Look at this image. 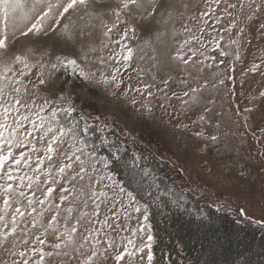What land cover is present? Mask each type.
Instances as JSON below:
<instances>
[{
	"label": "snow or ice",
	"instance_id": "1",
	"mask_svg": "<svg viewBox=\"0 0 264 264\" xmlns=\"http://www.w3.org/2000/svg\"><path fill=\"white\" fill-rule=\"evenodd\" d=\"M181 7L184 11L177 12L181 19L194 9L192 26L181 25L186 38L178 42L170 59L197 72L223 68L211 81L189 71L194 86L182 79L187 90L179 96L172 92L171 97L180 100L185 112L199 106L193 124L212 125L216 98L204 94L227 88L229 81V92L235 95V62L241 59L243 35L258 31L264 39V0H197L195 4L189 0ZM174 9V0H0V264H52L53 259L56 264H157L151 220L152 204L158 198L149 189H159V184L154 179L145 186L149 173L135 157L125 159L118 150L101 156L90 147L84 136L87 123L80 128L72 95L57 90L55 84L58 74L71 69L88 85H103L116 96L124 83L120 66L130 68L136 51L127 41L135 37L139 23L159 15L161 23L174 24ZM116 32L118 38L113 39ZM68 42L79 46L85 62L90 54L111 48L108 57H97L111 71H85L77 58L57 54ZM209 51H218L220 59ZM229 56L231 65L225 64ZM262 68L264 58L246 72L264 75ZM163 84L164 89L169 87L167 80ZM153 87L129 84L121 95L153 97ZM164 89L157 91L170 99ZM259 97L264 100V90ZM130 103L137 105L135 96ZM140 108L153 112L149 103L140 102ZM253 112L252 107L243 110L245 128L250 127ZM237 115H241L239 107ZM214 127L220 129L219 120ZM258 131L260 135L257 131L252 135L260 143L264 126ZM195 135L202 138L204 151L220 140L218 134L205 135L203 128ZM114 169H123L124 177L117 179ZM145 196L152 198L151 203ZM237 216L261 229L258 243L254 236L238 253L240 264H253L246 255L253 248L258 247L257 254L264 257V217L252 219L243 208L237 209ZM133 219L136 226L130 227Z\"/></svg>",
	"mask_w": 264,
	"mask_h": 264
},
{
	"label": "rangeland",
	"instance_id": "2",
	"mask_svg": "<svg viewBox=\"0 0 264 264\" xmlns=\"http://www.w3.org/2000/svg\"><path fill=\"white\" fill-rule=\"evenodd\" d=\"M184 2L189 0H174V24L161 23L159 15L139 23L135 37L127 41L136 51L133 53L130 68L120 66V78L124 83L116 96L112 95L110 88L103 85H88L79 74H73L71 69L66 74H58L55 88L72 95L77 109L74 116L81 129L86 121L89 131L84 133V136L89 146H94L99 155L106 156L102 151L106 148L103 140L111 137L114 139L112 146L110 145L113 154L118 150L121 155L127 148L135 154H156L166 168L157 171L154 178L156 183L164 194L178 202L189 213L204 217L205 205H214L221 210L235 212L243 208L252 219H259L264 217V156H261L264 152V140L257 143L252 132L257 131V135H260L258 127L264 126L261 120L264 115V100L259 97V92L264 90V75L260 72L249 73L246 70L264 58V39L258 31H249L243 35L241 59L235 62V95L229 92L232 87L229 81H226L227 88L205 92V97L216 98L213 124H193L191 121L197 119L199 106L185 112L180 100L171 97L172 92L179 96L182 91L187 90L186 86L180 83L182 79H188V86H194L195 82L188 76L189 71L200 80L207 78L211 81L223 66L205 67L203 72H197L195 69H185L182 65L177 66V63L170 59L178 42L186 38L181 31V25L187 23L192 26L190 17L194 9L184 12L183 19L177 15V12L184 11L181 7ZM196 2L197 0H191L193 4ZM173 32L178 35L174 36ZM118 35L119 32L114 33L113 39H117ZM129 35L131 37V33ZM232 35L235 36V30ZM205 39L209 37L206 35ZM227 40L226 35L225 41L221 43L225 44ZM112 48L119 51L116 45H112ZM111 51L109 48L90 54L85 62L79 55V46L68 42L57 50V54L77 58L85 71L108 73L111 67L101 65L97 57L106 58ZM207 54L220 59L218 51H209ZM206 63L210 64L211 61ZM231 63L233 58L229 56L225 64ZM261 72H264V68ZM165 80L169 82L167 89H164ZM140 83L153 84L154 96H140L132 92H129L128 97L121 95L129 84L136 87ZM158 88L167 91L170 99L158 92ZM133 96L138 101L136 106L130 103ZM253 97H256L255 101ZM140 102L151 104L153 112L149 114L142 111ZM161 104L164 107H161ZM237 107L241 115H237ZM247 107L254 108V112L249 118L250 127L245 128L243 116L246 114L243 110ZM81 116L84 117L83 120L80 119ZM217 120L221 123L219 130L214 127ZM177 124H187L188 128L177 127ZM202 128L205 135H220V140L212 145L209 151L202 150L204 142L195 135ZM100 134L104 136L103 140L96 138ZM242 171L246 173L243 176L240 175ZM148 181L152 184L153 179L149 178ZM129 226H136L135 219L129 222ZM52 264H56L55 259Z\"/></svg>",
	"mask_w": 264,
	"mask_h": 264
},
{
	"label": "trees",
	"instance_id": "3",
	"mask_svg": "<svg viewBox=\"0 0 264 264\" xmlns=\"http://www.w3.org/2000/svg\"><path fill=\"white\" fill-rule=\"evenodd\" d=\"M103 137L100 134L96 138L103 140ZM103 141L106 146L102 150L103 153L106 156L110 152L113 153L110 145L114 139L111 137ZM132 151L127 148L120 156L128 160L135 157L137 164L149 173L145 186L152 185L148 179L154 180L159 169H166L163 162L152 152L145 155L141 152L135 154ZM114 171L117 179L125 175L123 169H114ZM149 191L158 198L152 204L154 215L151 220L157 239L154 246L157 264H240L238 253L244 250L245 245L249 244L254 236L258 243L261 234L259 226L243 217H238L237 212L233 210H221L214 205H205V215L200 217L189 213L160 188L153 186ZM144 199L151 203L150 196H145ZM165 205L167 207H164ZM259 251L256 247L246 254L253 264H259L260 260L264 259L257 254Z\"/></svg>",
	"mask_w": 264,
	"mask_h": 264
}]
</instances>
